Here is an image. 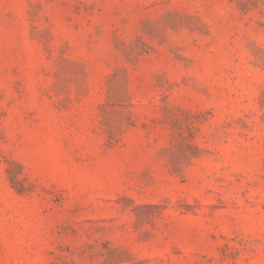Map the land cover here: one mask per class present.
Instances as JSON below:
<instances>
[{
    "label": "rangeland",
    "instance_id": "obj_1",
    "mask_svg": "<svg viewBox=\"0 0 264 264\" xmlns=\"http://www.w3.org/2000/svg\"><path fill=\"white\" fill-rule=\"evenodd\" d=\"M0 264H264V0H0Z\"/></svg>",
    "mask_w": 264,
    "mask_h": 264
}]
</instances>
